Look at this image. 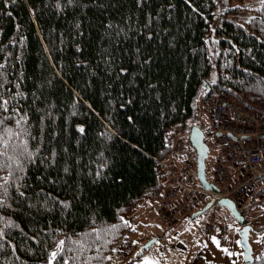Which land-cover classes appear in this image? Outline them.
Listing matches in <instances>:
<instances>
[{"label":"trees","instance_id":"trees-1","mask_svg":"<svg viewBox=\"0 0 264 264\" xmlns=\"http://www.w3.org/2000/svg\"><path fill=\"white\" fill-rule=\"evenodd\" d=\"M233 1L0 0V133L25 130L0 144L23 165L0 169V264H48L59 240L108 264L125 212L160 194L167 129L203 128L219 93L264 114V4L240 20Z\"/></svg>","mask_w":264,"mask_h":264},{"label":"built area","instance_id":"built-area-1","mask_svg":"<svg viewBox=\"0 0 264 264\" xmlns=\"http://www.w3.org/2000/svg\"><path fill=\"white\" fill-rule=\"evenodd\" d=\"M207 118L205 137L217 147L211 161L213 183L218 191L206 189L194 180L196 153L187 129L182 126L167 129L168 154L156 159L160 196L153 205L158 221L165 226H173L180 218H191L211 199L213 204L208 211L222 197L241 205L256 192L264 196V114L219 93ZM206 213L203 231L221 240L225 228L216 226V216Z\"/></svg>","mask_w":264,"mask_h":264},{"label":"rangeland","instance_id":"rangeland-1","mask_svg":"<svg viewBox=\"0 0 264 264\" xmlns=\"http://www.w3.org/2000/svg\"><path fill=\"white\" fill-rule=\"evenodd\" d=\"M261 3V0H241L233 1L234 5H239V12L237 13L240 20L247 19L251 13V8ZM216 25V17L210 21V29L212 30ZM215 70L211 68L207 80L213 82L215 80ZM211 104L207 105L202 114L197 107L196 119L203 122V129L208 130V110ZM197 121L188 122L184 128L188 129L190 125L197 124ZM205 141L209 146L208 156L206 158V171L209 181L214 182L212 175V161L211 158L215 154L217 147L213 141L205 137ZM235 174V172H234ZM194 180L197 182L195 173ZM264 196L249 197L243 204H237V209L243 215L244 220L251 225L249 231V242L252 247V255L259 254L261 249V237L264 235V201L260 200ZM158 196H145L140 198L135 204L125 212L124 220L127 229L120 243L115 247L110 254L108 264H124L127 260L137 257L138 262L142 263L144 258L157 261L158 264H244L243 249L239 242V228L240 222L237 221L231 214L229 209L222 204H217L213 209L207 211L208 214H213L217 218L216 226L225 228L224 237L226 241H219L220 247L213 243L211 237L207 235L203 229V223L207 213H201L195 217H188L187 223H183L179 227H167L160 221H157L153 209L148 210L145 214L149 219L145 221L146 227L140 225L137 233L132 236L133 229L136 223V214L134 210L139 204L155 203ZM208 217V216H207ZM144 225V224H142ZM237 228V229H236ZM148 233H146L147 231ZM228 229V232L227 230ZM217 230V228H216ZM145 233V234H144ZM151 233L156 234L157 240L151 243L147 248L140 252L141 246L147 241L137 242L132 240L139 237V235L149 236ZM227 248L234 255L229 256L221 249ZM139 253V255H138Z\"/></svg>","mask_w":264,"mask_h":264},{"label":"water","instance_id":"water-1","mask_svg":"<svg viewBox=\"0 0 264 264\" xmlns=\"http://www.w3.org/2000/svg\"><path fill=\"white\" fill-rule=\"evenodd\" d=\"M204 86L206 87L204 82ZM188 139L194 148L196 152V172H197V178L200 182V184L206 188L213 191H218L217 186L208 181L205 175V160L208 156V150L209 146L204 140V132L202 128L199 125H192L189 130ZM213 204V199L208 201L202 209L192 214V217L196 216L199 213L204 212L207 210L211 205ZM217 204L225 205L231 214L234 216V218L240 222L241 227L239 228L238 234H239V243L243 249V260L244 264H250L253 260L252 255V247L249 242V231L251 229V225L247 223L244 220L243 215L240 213V211L237 209V206L235 202L228 197H222L217 201ZM156 240V237H152L149 240H147L140 248V252L143 251L144 248H147Z\"/></svg>","mask_w":264,"mask_h":264},{"label":"snow or ice","instance_id":"snow-or-ice-1","mask_svg":"<svg viewBox=\"0 0 264 264\" xmlns=\"http://www.w3.org/2000/svg\"><path fill=\"white\" fill-rule=\"evenodd\" d=\"M72 0H69V3H71ZM261 3L264 4V0H261ZM108 27H111V25H109ZM81 35H83V33H81ZM117 35H119V33H117ZM150 38V37H149ZM4 66L2 64H0V69H2ZM123 71V69L121 70ZM7 104L8 101L7 100H3L2 102H0V107H3L4 110H7ZM25 118L24 117H20V119H18L16 121L17 125H19ZM3 124V121L0 120V125ZM24 129H21L19 133H16L13 131V129L11 128H4L3 129V133H0V144L5 145V147L7 146V142L4 140V134H7L9 136H16V135H23L24 134ZM80 132H83L84 129L80 128L79 129ZM26 147V145H25ZM6 155V152L3 149H0V157H3ZM31 154H29L30 156ZM8 160L11 161L10 164L8 165H0V169H2L3 167H8L10 169L9 171V176H12L13 173L15 171H23V165L18 161V159L15 156H8ZM12 164H15L16 167L15 169H12ZM65 171H67V169H65ZM4 180V184H0V189H3V195L7 196L8 193V189H7V178H0ZM21 196H23V192L20 193ZM3 206V203L0 202V207ZM4 232L2 230H0V239H3L4 237ZM88 235V234H85ZM213 243L216 244L217 247H220V242L216 239V237H211ZM72 245H76L77 247L73 248V247H65L66 241L65 240H59L57 242L56 245V250L52 251L49 258H48V264H77V261L79 260V256L80 254H82L84 251H87L88 249L85 247V244L79 240L76 241H71L70 242ZM239 243V242H238ZM3 245L0 244V248H2ZM223 252H225L227 255L232 256L234 255V253L230 252L227 248H223L221 249ZM69 253H75L74 255H69ZM63 254V255H61ZM139 255V253H138ZM94 259L93 257H88L84 260L83 264H90L91 260ZM142 264H158L157 261L154 260H150L149 258H144Z\"/></svg>","mask_w":264,"mask_h":264},{"label":"crops","instance_id":"crops-1","mask_svg":"<svg viewBox=\"0 0 264 264\" xmlns=\"http://www.w3.org/2000/svg\"><path fill=\"white\" fill-rule=\"evenodd\" d=\"M158 197H159V195H158ZM153 205L154 204H152V206H150V204H147V203L139 204L137 206V208L134 210V213L137 216L136 217V223H138V224L133 229L132 236H134L137 233V229L139 230L140 225H141V227L142 226L146 227L147 224L145 223V221H147L149 218L145 214L148 212V210L153 209L155 218L158 221V219L156 217V214H155V210L153 208ZM187 221L188 220L186 218H180L174 225L179 227L180 225H183V223H187ZM142 224H144V225H142ZM226 230L228 232V229H226ZM146 231H147V229H146ZM146 233H148V231ZM152 237H156V240H157L156 234H153V233H151L149 236H146V235H143V236L141 235L140 236L139 235V237H137V238L135 237L132 240H136L137 242H144V241H146V240H148V239H150ZM226 239H227V236H226V238L224 237V239L222 241H226Z\"/></svg>","mask_w":264,"mask_h":264}]
</instances>
